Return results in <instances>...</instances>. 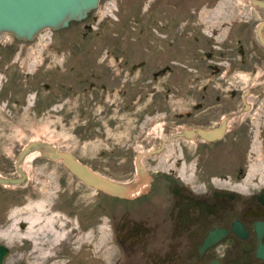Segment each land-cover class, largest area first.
<instances>
[{
  "label": "flooded vegetation",
  "instance_id": "obj_1",
  "mask_svg": "<svg viewBox=\"0 0 264 264\" xmlns=\"http://www.w3.org/2000/svg\"><path fill=\"white\" fill-rule=\"evenodd\" d=\"M105 1L82 21L51 30L39 60L17 48L36 38H14L15 44L1 48L0 69L23 76L20 85L0 87V102L10 114L19 109L41 119L59 116L58 124L97 126L102 134L106 126L113 127L137 143L142 133L161 125L167 134L164 139L155 135L158 144L149 150L185 128L214 131L224 126L213 140L194 133L171 139L163 149L178 140L182 153L203 159V170L152 168L146 160L158 154L142 155L150 180L127 198L88 187L60 161L38 154L59 164L75 186L52 194L56 200L49 202L60 213L58 220L50 216L47 229L41 224L47 216L32 227L26 219L31 216L17 220L15 233H21L26 246L18 244L13 264H264V27L258 32L264 8L250 0H155L159 6L148 20L119 18L92 47L65 36L68 28L74 36L80 33L74 25L81 23V35L92 33V23L106 18L99 13ZM153 24L158 25L155 37L149 30ZM74 46L78 54L72 53ZM180 61L186 77H179L174 67ZM137 70L139 77L131 79ZM45 75L50 83L39 81ZM179 78L186 85H179ZM13 79L6 82L14 84ZM148 97L144 107L130 108L131 102ZM132 114L136 123L131 127L137 130L130 136ZM84 135V141L94 140ZM134 148L94 150L83 158L71 153L97 174L131 183L138 155L149 151ZM20 168L24 170L22 164ZM10 169L0 175L20 177L15 160ZM25 172L21 183L0 188L27 199L30 209L41 202L43 191ZM11 218L0 217V243L8 247V256L13 253L7 233Z\"/></svg>",
  "mask_w": 264,
  "mask_h": 264
},
{
  "label": "rangeland",
  "instance_id": "obj_2",
  "mask_svg": "<svg viewBox=\"0 0 264 264\" xmlns=\"http://www.w3.org/2000/svg\"><path fill=\"white\" fill-rule=\"evenodd\" d=\"M105 8L99 12L103 17H106L101 23H92L93 31L87 35H81V31L85 32L82 27V23L79 26L74 25L77 31L79 29L80 33H77L76 36L69 33V28L64 29L62 32L66 34V37H75L77 42L85 40V43H88L91 47L95 45V39H99L101 37H106L108 33V27L111 26L113 22L118 23V19L122 18L123 20H130L132 17L136 15L140 17L142 20H148L152 17L159 6V2L155 0H106ZM120 7L119 11L118 8ZM122 8V9H121ZM91 22V21H90ZM131 25L128 26L130 28ZM151 34L155 37V34L158 32V25L153 24L149 27ZM97 34H96V33ZM52 36L51 30H44L40 35H38L35 41L29 44L27 47H24L23 43H18L17 48H23V53L28 55L34 56V59L39 60L42 54H44V43ZM10 43L15 44L16 41L14 38L9 34H0V54H2V47L4 45H9ZM77 46H74V51L72 53H76ZM99 49H104L105 46L99 42L98 44ZM19 51V50H18ZM79 52L77 51V54ZM57 59V57H56ZM174 67H178L179 69V77L180 75H184L186 77L187 73L185 70L182 69L181 61L174 65ZM28 69H34V67L29 66ZM11 72V73H10ZM6 71L4 68L0 69V87H10L20 85L21 81L23 82V76H18L16 72ZM140 71L137 70L133 75H131V79L138 78V73ZM53 74V73H51ZM43 75V74H42ZM57 76V73L53 74ZM12 77L14 84H10V82H6L7 78ZM40 82H47L50 83L49 78L47 75L44 77L38 78ZM52 85V83H51ZM179 85H186L185 79L179 78ZM116 98L117 95H116ZM120 101V99H116ZM150 101L149 97L146 100L141 101L140 103H133L131 102L130 108L134 107H144V103H148ZM46 117V118H45ZM42 119L39 117H34L29 111H22L19 109L10 111L7 107H5L4 102H0V174L1 173H8L12 170L10 169L12 166V162L15 160L16 156L18 155L21 146L25 145L29 140L40 139L49 141L50 143L56 145L60 150H67L70 152L76 153V155L80 158L88 157L94 155V150H111V149H123L124 145H131L132 148L136 147V150H149L153 148V146L158 144V138H154V136L159 135L164 136L167 134H163L164 132L161 131V125L156 127V130L153 129V133L149 131L147 134L142 135L141 142H135V138H133V134H136L137 128H133V124L136 123L134 121V115L130 116L131 122L128 129H130L131 133V140L127 141L124 138L126 135L125 131H121L119 134H116L118 131L114 130L113 127L109 128L106 126L105 132L102 134L101 130L97 126H76V125H61L58 124L59 116L57 120L55 117L45 116ZM141 122V121H140ZM141 124H144L143 120ZM88 130L84 132V129ZM155 131V132H154ZM84 134L87 136H93L94 140L84 141L83 138L85 137ZM153 135V136H151ZM139 143L141 144L140 146ZM185 143V142H184ZM187 146L188 144L185 143ZM182 145V143H181ZM183 148H185L183 146ZM135 149V148H134ZM38 154L30 153L28 154L24 161L22 162V168L28 170L31 175L34 177V181L36 185L43 191L42 197H40L41 201H44V205L41 209L32 208L26 209V205L29 202L24 197H14L15 195H11L12 190L9 192L4 188H0V197L2 195V199H0V217H12L10 220V225L8 228V245L10 247V251L13 252L8 256L6 264H13L16 260V252L18 244L25 243V238L21 236V233H15V226L18 225L21 218L25 216H35L39 215L38 220L41 221L42 217L52 216L54 220H58L59 213L58 209L52 208L50 198L52 200H56L52 197V194L58 190L60 187H70L74 188L73 178L69 176L65 171L63 172L62 169L58 170L59 164L46 161L44 159L39 158ZM146 164L152 168H159V167H170L175 166L179 168L181 166L190 168V167H201L203 170L204 162L203 159H197L193 153L187 154L184 150L183 153L181 151V147L178 143V140H174L171 144H169L165 150L158 154L157 156L153 157L152 160H146ZM44 167V168H42ZM46 167V168H45ZM217 167L212 165L209 168L210 172H214ZM208 172V171H206ZM107 176H111L116 179L120 178V174H111L105 173ZM60 178V181L59 179ZM61 183V185H60ZM14 192V191H13ZM45 193V194H44ZM50 197H49V196ZM27 196V195H26ZM32 200V198H29ZM36 200V199H35ZM16 206L14 212H10L7 215V211L12 210ZM37 220V219H36ZM48 221H43L41 224L43 229H47ZM45 225V226H44ZM39 227V223H38ZM14 231V232H13ZM12 248V249H11Z\"/></svg>",
  "mask_w": 264,
  "mask_h": 264
},
{
  "label": "water",
  "instance_id": "obj_3",
  "mask_svg": "<svg viewBox=\"0 0 264 264\" xmlns=\"http://www.w3.org/2000/svg\"><path fill=\"white\" fill-rule=\"evenodd\" d=\"M100 0H0V34H9L17 40L32 41L44 30H58L68 26L71 21H82L97 8ZM252 5L264 8V0H250ZM264 27V21L259 24L258 32ZM263 44H264V40ZM222 126L214 131L205 129H182L172 134L167 140H162L158 148L141 153L137 157V177L131 183L111 180L92 171L87 164L80 162L70 151L60 150L49 141L34 139L21 146L15 158L16 171L19 178L0 175V185L11 186L21 183L26 178V172L20 168L24 158L37 152L40 156L60 163L86 186L102 191L110 196L127 198L139 190L150 180L140 158L163 151L166 143L173 138H190L195 134L206 140H213L219 135ZM143 189V188H142ZM8 247L0 243V264H4L8 256ZM22 264V263H20Z\"/></svg>",
  "mask_w": 264,
  "mask_h": 264
},
{
  "label": "bare ground",
  "instance_id": "obj_4",
  "mask_svg": "<svg viewBox=\"0 0 264 264\" xmlns=\"http://www.w3.org/2000/svg\"><path fill=\"white\" fill-rule=\"evenodd\" d=\"M32 153H34V154H38L37 152H32ZM25 162V161H24ZM11 187V186H10ZM9 187V188H10ZM136 191H138V189L136 190ZM135 191V192H136ZM43 205H44V201H41V202H38V203H36L35 205H34V207L35 208H38V209H41L42 207H43ZM33 206V205H32ZM32 206H30V207H28V208H32ZM44 208V207H43ZM39 216V215H38ZM37 215H35V216H31V217H27L26 219L29 221V224L31 225V227H32V225L36 222V221H39L38 220V218H40V217H38ZM47 221L48 222H51V220H52V217H49V216H47ZM37 219V220H36Z\"/></svg>",
  "mask_w": 264,
  "mask_h": 264
}]
</instances>
